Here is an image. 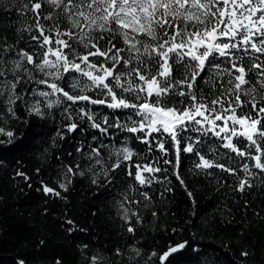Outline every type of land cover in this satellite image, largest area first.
<instances>
[{
    "label": "snow or ice",
    "instance_id": "snow-or-ice-1",
    "mask_svg": "<svg viewBox=\"0 0 264 264\" xmlns=\"http://www.w3.org/2000/svg\"><path fill=\"white\" fill-rule=\"evenodd\" d=\"M46 116L58 120L50 134L60 149L56 186L41 178L36 191L67 204L63 193L77 177L90 188L119 185V229L137 243L138 226L162 214L155 205L174 199L172 177L196 205L198 181L192 188L186 182L183 154L193 156L188 173L217 186V208L230 214L222 224L247 222L249 213L264 220V208L246 198L264 196V0H0V145L14 143L12 120ZM35 139L25 133L11 150L30 151ZM38 159L39 177L44 157ZM6 163L0 158V171ZM13 165L14 184L31 189L22 160ZM228 200L239 204V220ZM59 226L68 235L87 231L67 207ZM224 236L222 246L232 251L233 237ZM47 244L39 238L35 250ZM128 245L140 256L144 246L131 241L108 252L123 258ZM185 250L195 253L193 264H219L189 239L151 250L145 264L153 257L173 264ZM254 254L240 246L236 260L248 264ZM86 259L109 264L103 251ZM14 264H28L27 256ZM49 264L63 261L57 256Z\"/></svg>",
    "mask_w": 264,
    "mask_h": 264
},
{
    "label": "trees",
    "instance_id": "trees-1",
    "mask_svg": "<svg viewBox=\"0 0 264 264\" xmlns=\"http://www.w3.org/2000/svg\"><path fill=\"white\" fill-rule=\"evenodd\" d=\"M54 115H58L57 110H51ZM33 121H35L33 123ZM11 126L16 130L13 137L14 143L11 145H0V158H4L7 163L4 170L0 171V264H14L18 256H27L28 264H49L55 257L59 256L63 264H88L86 254L103 251L109 258V264L114 260L115 264H145L151 250H160L166 243L189 239L194 246H199L206 250L209 257L218 258L219 264H239L236 260L237 249L240 246L249 248L255 254L249 258L248 264H264V220L254 218L251 213L247 222L233 224H222L225 216L230 214L227 210L223 213L218 210V201L221 198L220 192L216 191V185H209L203 177H193L187 169L192 166L193 156L183 154L186 182L189 187H193V182L198 181L194 188L196 205L193 206L178 182L174 181V199L155 207L161 209L159 219L149 223L147 227L138 226L142 239L137 243L132 240L131 234H124L119 229L117 208L114 200L118 199L119 191L116 188L107 187L96 189L89 187L86 178H75L70 191L63 193L68 196V203L50 198L37 192L42 178L49 186L55 187L53 178L56 176V169L53 165L58 162L55 154L60 150L52 146L50 134H54L58 120L52 116L45 118L30 117L29 122L11 121ZM27 134L29 137H36L30 151L16 152L11 149L21 142L20 138ZM67 147V145H65ZM140 147H144L141 145ZM48 148L47 152L44 149ZM43 156V168L38 177L34 173V168L39 166ZM21 159L25 165V170L32 176V188L29 189L21 181L19 185L14 184L11 179L13 161ZM211 171L219 172L218 169ZM227 177L228 182H232V177L222 173ZM24 186V191L19 187ZM223 191V190H222ZM253 192L256 190L253 189ZM240 198L239 193L233 194ZM253 201L252 207L264 208V196L249 194L246 197ZM237 219L241 218L239 204L232 200L227 201ZM69 209V215L74 219L80 228L87 229L86 232H74L68 235L61 228L60 222L65 208ZM48 209V214L43 213ZM99 209L97 216L91 213ZM264 214V213H262ZM145 219L151 221V217L145 213ZM179 226L183 231L179 235H169L164 229ZM243 229V235H240ZM233 237L235 244L232 251L223 247L222 239H226L224 233ZM219 233V235H217ZM47 237L48 244L41 250L36 251L35 245L39 238ZM137 247L143 245L140 256L132 252L131 245H128L123 258L114 257L108 252L117 244L124 248L128 242ZM87 243L89 247L83 251L76 245ZM182 258L174 261L173 264H193L192 257L195 253L185 250L181 254ZM157 258L153 257L147 264H156Z\"/></svg>",
    "mask_w": 264,
    "mask_h": 264
}]
</instances>
